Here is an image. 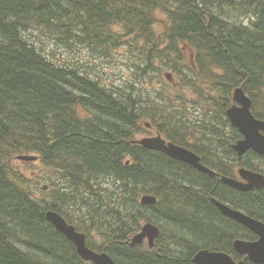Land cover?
<instances>
[{"label":"trees","instance_id":"obj_1","mask_svg":"<svg viewBox=\"0 0 264 264\" xmlns=\"http://www.w3.org/2000/svg\"><path fill=\"white\" fill-rule=\"evenodd\" d=\"M124 44L140 57L126 67L140 72L108 82L96 62ZM168 68L174 83L185 74L193 103H154L183 95L151 88ZM239 86L264 120V0H0V264H92L47 219L51 209L118 264H197L203 248L243 259L234 240L257 236L211 201L264 222V186L220 178L264 172V156L240 158L232 146L242 135L227 109ZM147 122L220 175L137 143ZM19 155H38L43 172ZM41 178L46 197L35 193ZM147 193L158 202L141 204ZM145 222L160 228L152 248L131 244Z\"/></svg>","mask_w":264,"mask_h":264},{"label":"water","instance_id":"obj_2","mask_svg":"<svg viewBox=\"0 0 264 264\" xmlns=\"http://www.w3.org/2000/svg\"><path fill=\"white\" fill-rule=\"evenodd\" d=\"M166 77L171 81L173 74L167 73ZM233 98L235 103L229 107L227 115L232 125L238 128L243 136L242 139L233 144V148L237 151L240 158L250 150H254L264 156V120L258 119L252 113V99L245 93L243 86H239L234 90ZM135 141L146 148L163 151L176 160L189 163L202 172L212 176L218 175L216 171L203 165L200 156L191 149L182 147V145H178L173 141L168 142L162 135L144 137ZM18 158L25 161H36L39 156L19 155ZM239 174L242 178L241 180L226 175L221 176V180L229 186L242 191H249L264 186V174L261 172L241 167ZM43 189H48V185H44ZM211 200L223 214L245 225L257 234L258 239L256 240L236 239L234 248L239 254L249 257L252 262L264 264V222L234 209L214 197H211ZM141 203L144 205L155 204L157 203V197L152 194H146L141 198ZM46 217L76 245L77 251L83 259L91 261L93 264H118L106 251L99 252L90 248L86 241L87 235L78 231L58 211L48 210ZM159 235V226L147 222L143 225L141 231L132 238L131 244H142L145 239H148L150 247H154ZM193 261L197 264H245L244 260L237 261L226 252L207 248L199 250Z\"/></svg>","mask_w":264,"mask_h":264},{"label":"rangeland","instance_id":"obj_3","mask_svg":"<svg viewBox=\"0 0 264 264\" xmlns=\"http://www.w3.org/2000/svg\"><path fill=\"white\" fill-rule=\"evenodd\" d=\"M31 37L32 39L34 38V31L31 34ZM43 40H46V39H43ZM56 51H57V56H59L60 58L67 57V58H70L71 60H75L74 55L76 56L78 54V52L66 51L64 48H58L56 49ZM113 53H115V56H112ZM113 53L111 50L109 52L110 56L105 57L102 61L96 62L97 64L96 70L100 72L101 74H103L104 77L107 78L106 80L108 82H111L112 79L116 76L118 78V83H123L124 79L128 75H132L134 71L140 72V69L138 68L135 70H130V68L126 67V66H129V64L133 63L135 60H138L140 58L135 49L132 52H130L129 46L125 44L123 46H120L116 50V52H113ZM116 57L118 60L121 61V63L117 65L115 63ZM82 62L85 64H93L94 59L90 55H87V53L84 52ZM172 66H176L175 63H173ZM170 71L171 69L168 68L166 69L165 72H170ZM162 76L165 77L164 74ZM185 79H186L185 74H182V75L180 74V75H176L175 83H174V79L172 81H169L167 78H165L164 80L162 79L160 81V75L156 73L150 82L151 85L153 86V87L150 86L151 88H157V87L161 88L162 85L160 86V84L162 83L164 86L167 87V91H169V93L175 94L176 92H183V95L179 97L178 99H174L171 101L157 99L155 100L154 103H159L158 100L161 101V103L167 102L168 104H170L169 105L170 108H174V105L176 104L189 105L193 103L197 99V97L194 95V92L190 91V88L184 84ZM173 102H176V103H173ZM147 112H148V109H147ZM157 132L158 131L153 129L152 126L146 127L144 123L143 130L141 131V133L138 134V137H142L144 135H155ZM19 164L24 165L23 163H19ZM29 165L30 163L25 164V166H29ZM33 167H34L35 174H40L41 172H43V163L41 161L37 160L36 163L33 165ZM27 174L30 175L32 174V172L28 171ZM238 176H239V173H238ZM48 184L49 183L46 180L41 178V180L38 182L37 186L35 187V193L40 197H46L47 196L46 192L50 189ZM44 185H48V189H43Z\"/></svg>","mask_w":264,"mask_h":264},{"label":"bare ground","instance_id":"obj_4","mask_svg":"<svg viewBox=\"0 0 264 264\" xmlns=\"http://www.w3.org/2000/svg\"><path fill=\"white\" fill-rule=\"evenodd\" d=\"M248 20V19H247ZM113 24V23H112ZM111 27H113V26H111ZM33 30V29H32ZM114 31V30H113ZM35 33V32H34ZM136 35V34H135ZM29 36V35H28ZM127 36V35H126ZM51 40V39H50ZM113 40H115V39H113ZM123 40V39H122ZM37 41V40H36ZM96 41V40H95ZM110 42V41H109ZM109 45V44H108ZM125 45V44H124ZM102 46H104V45H102ZM129 46V45H128ZM138 47V46H137ZM148 47V46H147ZM46 48V47H45ZM106 48H108V47H106ZM119 48V47H118ZM135 48V47H134ZM70 50V49H69ZM110 50V49H109ZM108 50V51H109ZM81 51V50H80ZM101 52V51H100ZM110 52V51H109ZM81 53V52H80ZM84 53V52H83ZM128 53V52H127ZM74 54V53H73ZM81 55V54H80ZM85 55V54H84ZM88 55V54H87ZM122 55V54H121ZM115 56V55H114ZM71 57V56H70ZM94 57V56H93ZM74 58V57H73ZM102 58V57H101ZM117 58V57H116ZM49 60V59H48ZM57 61V60H56ZM74 62V61H73ZM110 62V61H109ZM60 63V62H59ZM78 63V62H77ZM123 63V62H122ZM93 65V64H92ZM97 67V66H96ZM85 68V67H84ZM100 68V67H99ZM107 68V67H106ZM63 69V68H62ZM83 69V68H82ZM116 70V69H115ZM104 71H105V69H104ZM123 71V70H122ZM116 72V71H115ZM101 74V73H100ZM104 78V77H103ZM107 79V78H106ZM105 79V80H106ZM120 79V78H119ZM113 81V80H112ZM108 83V82H107ZM127 83V82H126ZM122 84V83H121ZM105 85V84H104ZM113 85V84H112ZM158 88V87H157ZM116 94V93H115ZM220 95V94H219ZM132 98V97H131ZM191 98V97H190ZM139 106V105H138ZM163 107V106H162ZM170 109V108H169ZM260 109V108H259ZM140 116V115H139ZM141 117V116H140ZM139 117V118H140ZM202 119V118H201ZM138 124V123H137ZM222 125V124H221ZM139 126V125H138ZM106 128V127H105ZM142 130V129H141ZM233 135V134H232ZM51 136V135H50ZM203 137V136H202ZM127 153V152H126ZM125 156V155H124ZM123 160V159H122ZM257 161V160H256ZM220 175V174H219ZM112 179V178H111ZM94 181V180H93ZM120 182V181H119ZM100 184V183H99ZM103 184V183H102ZM106 184V183H105ZM111 185V184H110ZM118 187V186H117ZM141 190V189H140ZM120 192V191H119ZM138 192V191H137ZM122 193V192H121ZM139 193V192H138ZM143 194V193H142ZM93 202V201H92ZM75 216V215H74ZM76 217V216H75ZM82 227V226H81ZM100 236V235H99ZM93 238V237H92ZM96 240V239H95ZM100 240V239H99Z\"/></svg>","mask_w":264,"mask_h":264},{"label":"flooded vegetation","instance_id":"obj_5","mask_svg":"<svg viewBox=\"0 0 264 264\" xmlns=\"http://www.w3.org/2000/svg\"><path fill=\"white\" fill-rule=\"evenodd\" d=\"M168 140V139H167ZM168 141H170V140H168ZM179 142H182V141H179Z\"/></svg>","mask_w":264,"mask_h":264}]
</instances>
